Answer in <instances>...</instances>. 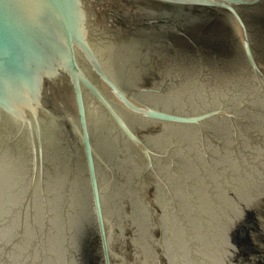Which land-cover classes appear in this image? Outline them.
Wrapping results in <instances>:
<instances>
[{"label": "water", "instance_id": "water-1", "mask_svg": "<svg viewBox=\"0 0 264 264\" xmlns=\"http://www.w3.org/2000/svg\"><path fill=\"white\" fill-rule=\"evenodd\" d=\"M0 264H264V0H0Z\"/></svg>", "mask_w": 264, "mask_h": 264}]
</instances>
